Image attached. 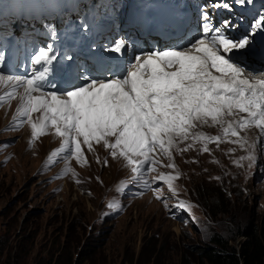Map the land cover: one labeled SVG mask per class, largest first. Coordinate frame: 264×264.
I'll return each mask as SVG.
<instances>
[{
    "label": "rangeland",
    "instance_id": "1",
    "mask_svg": "<svg viewBox=\"0 0 264 264\" xmlns=\"http://www.w3.org/2000/svg\"><path fill=\"white\" fill-rule=\"evenodd\" d=\"M7 103L0 104V264H176L184 246L209 242L213 233L235 245L238 227L264 231L263 171L241 160L231 142H209L203 151L205 142L177 137L171 160L159 152L150 175L177 176L173 195L153 179L132 180L123 159L102 145L85 147L86 164L45 157L56 139L45 135L27 147L30 126L15 128ZM219 200L214 207L224 211L213 218L206 208ZM85 251L87 259L77 257ZM192 252L182 251L186 260Z\"/></svg>",
    "mask_w": 264,
    "mask_h": 264
},
{
    "label": "snow or ice",
    "instance_id": "2",
    "mask_svg": "<svg viewBox=\"0 0 264 264\" xmlns=\"http://www.w3.org/2000/svg\"><path fill=\"white\" fill-rule=\"evenodd\" d=\"M237 7L240 12L234 11ZM220 11L231 15L217 23ZM197 15L195 34L189 36L187 29L177 31L166 48L140 49V55L134 50L111 75L101 65L73 76L68 65L59 82L52 83L53 62L72 61L74 57H58L51 44L38 47L29 56L30 64L36 66L34 71L0 74V86L10 89L0 94V104L14 99L23 88L15 128L27 123L33 142L54 131L62 142L52 157L64 154L80 164L87 163L83 145L88 151H94V144L102 145L112 158L123 159L134 181L156 171L159 161L153 158L154 152L172 159L177 137L187 140L191 135L194 141H204L203 151H208L207 143L220 141L219 136L192 134L198 122L223 126L226 116L246 113L223 127L224 135L237 137L232 142L243 147L247 141L240 138L238 129L255 126L264 137V80L244 75L245 67L255 62L248 59L250 56L264 57V48L255 51L257 39H264V0L260 9L255 8V0H206L197 5ZM112 45L115 53L130 46L124 39L113 40ZM33 113L39 116L33 119ZM261 144L264 159V140ZM240 159L254 161L255 156ZM177 178L160 173L153 181L176 195L173 181ZM177 206L190 207L183 201Z\"/></svg>",
    "mask_w": 264,
    "mask_h": 264
},
{
    "label": "trees",
    "instance_id": "3",
    "mask_svg": "<svg viewBox=\"0 0 264 264\" xmlns=\"http://www.w3.org/2000/svg\"><path fill=\"white\" fill-rule=\"evenodd\" d=\"M199 188L204 190V186ZM205 196L209 198V194L203 193L204 198ZM213 198L218 199L216 195ZM216 205H221V200L206 208L213 218L224 211L221 207L215 208ZM236 236H241V240L235 245L229 243L231 239L213 233L209 242L199 246H184L182 251L187 249L188 252H193L189 253L191 256L186 260L182 251H179V261L176 264H264V231L248 223L246 227L237 228ZM90 254L89 251H85L84 254L78 252L77 257L85 260Z\"/></svg>",
    "mask_w": 264,
    "mask_h": 264
},
{
    "label": "bare ground",
    "instance_id": "4",
    "mask_svg": "<svg viewBox=\"0 0 264 264\" xmlns=\"http://www.w3.org/2000/svg\"><path fill=\"white\" fill-rule=\"evenodd\" d=\"M80 13H81V11H78V12H77V14H80Z\"/></svg>",
    "mask_w": 264,
    "mask_h": 264
}]
</instances>
